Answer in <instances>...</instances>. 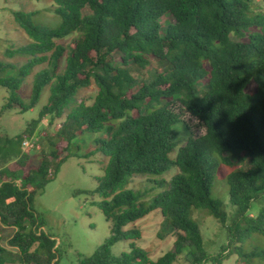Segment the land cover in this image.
<instances>
[{
	"label": "trees",
	"instance_id": "trees-1",
	"mask_svg": "<svg viewBox=\"0 0 264 264\" xmlns=\"http://www.w3.org/2000/svg\"><path fill=\"white\" fill-rule=\"evenodd\" d=\"M253 3L52 0L50 10L61 19L55 28L34 23L36 12L11 11L31 40L5 51L9 58L28 56L24 63L0 59V86L7 92L0 113L29 111L46 86L49 94L22 131L0 134V223L14 228L6 240L12 249L0 242V264L57 263V241L43 231L34 200L70 156L82 130L101 133L93 139L94 151L105 157L98 179L104 199L96 205L109 234L78 264H173L185 249L189 264H221L233 253L243 264L264 260L261 243L251 239L264 237V208L251 215L252 202L264 194V12L253 10ZM166 13L174 22L162 25ZM74 32L78 35L66 44L54 41ZM63 58L64 68L57 72ZM151 60L156 68H149ZM43 63L24 101L22 82ZM92 83L97 87L92 102L76 103L78 90ZM184 113L204 132L190 131L180 145L174 127L182 123L190 130ZM44 118L49 127L63 120L52 134L40 127ZM33 136L39 149L25 153L22 142ZM233 163L226 179L234 207L229 216L211 187L217 166ZM172 168L177 172L169 180L153 181L162 190L151 198L154 188H125L134 174L159 175ZM196 208L207 210L225 231L217 253L204 249L200 229L189 218ZM155 210L163 217L157 238H176L172 250L151 261L135 245L141 230L134 223ZM120 241H128L129 250L115 255L112 247Z\"/></svg>",
	"mask_w": 264,
	"mask_h": 264
},
{
	"label": "rangeland",
	"instance_id": "rangeland-1",
	"mask_svg": "<svg viewBox=\"0 0 264 264\" xmlns=\"http://www.w3.org/2000/svg\"><path fill=\"white\" fill-rule=\"evenodd\" d=\"M51 0H0V59L8 63L22 64L29 58L26 55L6 56V49L17 48L30 42V38L25 31L15 22L11 11L22 10L36 12L32 16L34 23L44 25L48 28H55L60 24V17L50 10ZM253 10L264 12V3L261 0H254ZM89 12L88 8L83 10ZM168 20L174 22L171 14L166 13L160 18V23ZM78 32H74L61 39H54L56 43L66 44ZM117 59H119L117 57ZM64 58L60 60L57 72L64 68ZM47 63L34 67L31 73L24 79L19 90V94L24 101H27L32 88L34 74L45 68ZM156 68L154 60H151L149 68ZM136 74V73H135ZM49 86H46L40 96L38 104L31 110L20 113L18 110H5L0 113V134L14 136L22 131L27 123L38 116V111L46 102L49 94ZM97 90L94 83L78 90L75 102H84L86 105L92 102V98ZM7 96L6 90L0 86V109ZM136 112L134 111V115ZM183 119L190 130L186 131L182 123L175 125L174 130L179 144L185 143L188 134H202L204 129L197 125V120L184 113ZM63 118L56 119L49 127L47 119H43L40 127H43L53 134L60 127ZM45 131V130H44ZM101 136V133L93 134L87 130H82L74 145L70 149V156L61 164L56 176L45 186L44 191L36 195L34 208L44 221L43 231H47L54 236L57 241L59 257L56 264H78V260L90 256L95 248L108 236L109 223L106 222L102 210L96 202L103 200L104 195L99 190L98 179L103 175V164L105 157L94 151L93 139ZM62 155H65L62 154ZM88 155V156H84ZM175 152L170 153L174 157ZM34 162H36L35 157ZM11 167L18 169L16 163H11ZM235 169V164H219L214 173L211 196L223 202L227 215H231L234 207L229 201L227 175ZM177 172L176 168L159 174L132 175L125 188L135 190H146L154 188L148 192V198L159 193L162 189L153 184L154 180H169ZM109 198V197H108ZM251 215L257 214L264 208V194H259L251 204ZM189 218L199 227L204 249L209 253H217L220 245L226 241L225 231L219 222L205 209H193ZM163 217L158 210H155L143 218L138 219L134 224L141 230V238L135 241V245L147 251V257L155 261L164 253L172 250L175 236L168 235L165 239L157 238ZM132 225V224H130ZM130 225L126 226L128 228ZM125 228V229H126ZM14 233V228L0 223V242L5 248L8 246L6 240ZM253 241H259L264 248V237L253 234ZM129 250L128 241H120L112 247V252L119 255ZM189 250L185 249L179 254L173 264H189ZM229 254V253H228ZM19 264V263H8ZM54 264V263H53ZM211 264V263H203ZM221 264H243L236 253L230 254L222 260ZM264 264V260L255 258L250 263Z\"/></svg>",
	"mask_w": 264,
	"mask_h": 264
},
{
	"label": "built area",
	"instance_id": "built-area-1",
	"mask_svg": "<svg viewBox=\"0 0 264 264\" xmlns=\"http://www.w3.org/2000/svg\"><path fill=\"white\" fill-rule=\"evenodd\" d=\"M41 135H46V131H42ZM22 149L25 153H30L33 149H39L37 138L33 136L30 138L24 139L22 142Z\"/></svg>",
	"mask_w": 264,
	"mask_h": 264
},
{
	"label": "crops",
	"instance_id": "crops-1",
	"mask_svg": "<svg viewBox=\"0 0 264 264\" xmlns=\"http://www.w3.org/2000/svg\"><path fill=\"white\" fill-rule=\"evenodd\" d=\"M51 2H52V0H51Z\"/></svg>",
	"mask_w": 264,
	"mask_h": 264
}]
</instances>
